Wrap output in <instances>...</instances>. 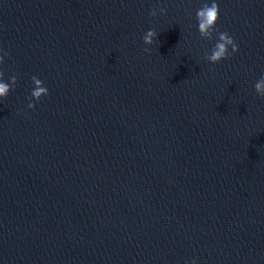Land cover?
Here are the masks:
<instances>
[{
  "label": "water",
  "instance_id": "obj_1",
  "mask_svg": "<svg viewBox=\"0 0 264 264\" xmlns=\"http://www.w3.org/2000/svg\"><path fill=\"white\" fill-rule=\"evenodd\" d=\"M204 2L0 0V264H264V0L215 64Z\"/></svg>",
  "mask_w": 264,
  "mask_h": 264
},
{
  "label": "clouds",
  "instance_id": "obj_2",
  "mask_svg": "<svg viewBox=\"0 0 264 264\" xmlns=\"http://www.w3.org/2000/svg\"><path fill=\"white\" fill-rule=\"evenodd\" d=\"M159 13L164 15L167 13V9L165 7L159 8ZM219 5L216 0H211L209 3L208 0L202 4V6L196 11V20L198 24V32L202 39L212 40L213 34H217V42L211 50L210 54H206L204 59L209 63H219L224 59L230 58L234 53L239 51L238 45L235 42L234 38L230 36L227 32H221L216 27L217 21L219 19ZM150 15L152 17L157 16V9L152 8L150 10ZM154 40H158V33L154 29H150L143 36V42L145 45H152ZM229 47L231 48V52L229 51ZM145 53H151V48L145 47L143 49ZM9 56L7 51L0 49V65H3L5 62V57ZM10 82L4 81V72L0 70V98H7L11 89H13L17 84L16 75H12L10 78ZM31 80L34 84V89L31 92V100L28 103V108H35V101L38 103L42 96L48 95V89L43 85V81H41L37 76H32ZM254 90L256 94L264 99V75L260 77V79L255 83ZM191 264H196V261H191Z\"/></svg>",
  "mask_w": 264,
  "mask_h": 264
}]
</instances>
